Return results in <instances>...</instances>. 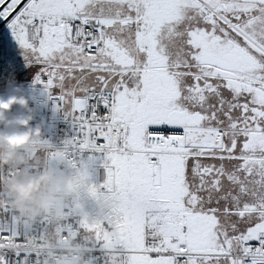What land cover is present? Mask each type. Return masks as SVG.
Returning a JSON list of instances; mask_svg holds the SVG:
<instances>
[{"label":"snow or ice","instance_id":"snow-or-ice-1","mask_svg":"<svg viewBox=\"0 0 264 264\" xmlns=\"http://www.w3.org/2000/svg\"><path fill=\"white\" fill-rule=\"evenodd\" d=\"M9 35L74 129L29 155L77 191L29 220L0 186V264H264V0H0L10 80Z\"/></svg>","mask_w":264,"mask_h":264},{"label":"built area","instance_id":"built-area-1","mask_svg":"<svg viewBox=\"0 0 264 264\" xmlns=\"http://www.w3.org/2000/svg\"><path fill=\"white\" fill-rule=\"evenodd\" d=\"M0 50L1 47H0ZM0 74V80H2ZM33 81V79H32ZM30 83H14L6 82L3 86L2 98L7 100L12 96H23L27 100V107L13 104L9 111H6L3 118L0 119V166L1 172L8 169L14 170V175H1L2 179L7 182L20 183L28 180L30 177L35 178L41 174H45L47 162L42 161L39 157L32 160L29 155L30 146L33 140L41 139L48 141L51 144L52 150H61L64 148V142L71 139L74 135V129L71 122L65 119L62 111H56L53 107V102L47 100L42 95V90L39 85ZM31 117L28 127L38 130V134L33 135L31 139L23 147L13 148L9 145L6 137L24 132L27 129L21 127L16 123L20 117ZM52 139L53 141H50ZM70 158L76 160L78 163L81 159L86 160L87 154L77 156L74 153L70 154ZM61 168L66 172L67 178H71V168L65 163H59ZM96 184L102 183L105 174L104 170L96 166L94 167ZM47 181L42 180L38 184V202L31 200L17 201L16 192L13 190H5V194L10 198L11 206L18 209L23 215L27 216L29 220L47 213L54 218H58L62 210L60 208L61 201L56 195L49 194L45 191ZM79 249L73 248L69 256L80 255ZM93 256L99 257L101 250L97 247ZM51 264H56L55 256L51 257Z\"/></svg>","mask_w":264,"mask_h":264},{"label":"rangeland","instance_id":"rangeland-1","mask_svg":"<svg viewBox=\"0 0 264 264\" xmlns=\"http://www.w3.org/2000/svg\"><path fill=\"white\" fill-rule=\"evenodd\" d=\"M1 49H3V45H0ZM8 55L10 56L12 62L14 71L11 73V79H8L7 74H2V78L6 82H22V83H30L33 79V73L25 66L24 60L21 55V51L19 47L15 44L14 41L11 40V37L9 35L8 37ZM50 141H53L50 139ZM1 153V149H0ZM0 172H1V166H0ZM71 172V178H67L66 172L61 168L59 164L53 163V166L49 163H47L46 166V172L45 175L47 176V184L45 191L49 194L53 195H63L64 200L67 204L71 205L73 203L74 195L76 194V187L74 183H70V181L73 180V170ZM90 172V178L89 183L96 184L95 179V172L94 168L89 169ZM0 186L3 187L4 191H10L13 190V184L8 183L7 181L2 180V176L0 175ZM70 186L71 190H70ZM38 192L39 188L37 187L36 190L33 192V197L37 200L38 198ZM38 202V201H36ZM78 202L82 204L83 207H86L85 202L90 203L93 208L88 211L90 218H95V215L100 213L99 210L95 207V205H98V202L92 199L86 192V190L82 189L80 191V195L78 197Z\"/></svg>","mask_w":264,"mask_h":264},{"label":"clouds","instance_id":"clouds-1","mask_svg":"<svg viewBox=\"0 0 264 264\" xmlns=\"http://www.w3.org/2000/svg\"><path fill=\"white\" fill-rule=\"evenodd\" d=\"M27 100L23 96H12L7 100L0 98V119L3 118V115L6 111L11 109L13 104L20 105L21 107H27ZM31 117H20L17 119L16 123L21 127L27 129L24 132H19L15 134H11L6 137L7 142L13 148L23 147L28 141L31 139L33 135L38 134V130L31 129L28 127ZM47 176L45 174H41L35 178H29L28 180L20 183H15L13 185V189L16 192L17 201H24L26 199H32V193L36 190L38 184L42 180H46ZM70 186V190H71Z\"/></svg>","mask_w":264,"mask_h":264},{"label":"crops","instance_id":"crops-1","mask_svg":"<svg viewBox=\"0 0 264 264\" xmlns=\"http://www.w3.org/2000/svg\"><path fill=\"white\" fill-rule=\"evenodd\" d=\"M15 83H22V82H15ZM3 180V179H2ZM8 183H11V184H15V183H12V182H8ZM13 191H14V189H13ZM15 192V191H14ZM57 197H59V199L61 200V204L62 203H64L65 202V200H64V196L63 195H56ZM31 201H38V199L36 200L35 199V197H33V193H32V199H30ZM85 204H86V207H83L84 208V210L86 211V212H88V211H90L92 208H93V206H91V204L90 203H87V202H85ZM95 207L97 208V209H101L100 208V205L98 204V205H95ZM90 209V210H89ZM99 211H101V210H99ZM98 215H99V213L97 212V214L95 215V218H97L98 217Z\"/></svg>","mask_w":264,"mask_h":264},{"label":"trees","instance_id":"trees-1","mask_svg":"<svg viewBox=\"0 0 264 264\" xmlns=\"http://www.w3.org/2000/svg\"><path fill=\"white\" fill-rule=\"evenodd\" d=\"M6 83L4 79L0 80V98H2L3 86Z\"/></svg>","mask_w":264,"mask_h":264}]
</instances>
